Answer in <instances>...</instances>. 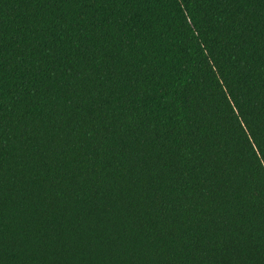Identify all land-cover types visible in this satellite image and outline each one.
I'll use <instances>...</instances> for the list:
<instances>
[{
	"label": "trees",
	"instance_id": "trees-1",
	"mask_svg": "<svg viewBox=\"0 0 264 264\" xmlns=\"http://www.w3.org/2000/svg\"><path fill=\"white\" fill-rule=\"evenodd\" d=\"M0 264H264V0H0Z\"/></svg>",
	"mask_w": 264,
	"mask_h": 264
}]
</instances>
